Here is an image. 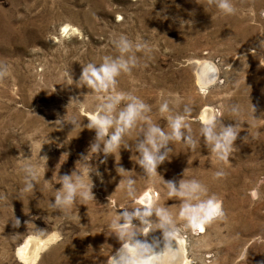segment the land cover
<instances>
[{
	"label": "rangeland",
	"instance_id": "1",
	"mask_svg": "<svg viewBox=\"0 0 264 264\" xmlns=\"http://www.w3.org/2000/svg\"><path fill=\"white\" fill-rule=\"evenodd\" d=\"M231 2L234 12L224 14L210 0H0V64L8 68L0 75V264H108L135 239L150 247L161 237L155 217L149 226L133 220L134 238L111 226L121 208L146 199L168 208L188 264H264V0ZM119 34L147 51L135 52L136 65L115 78V91L142 100L146 116L165 131L158 109L167 99L197 140L195 148L170 141L158 175L136 164L145 121L124 135L129 148L118 155L87 153L94 131L84 127L100 98L78 78L86 64L119 54L111 43ZM213 72L212 82L200 83ZM205 107L218 127L238 131L227 161L217 160L200 136ZM72 118L79 126L67 123ZM40 156L47 157L45 168ZM88 160L100 173H90L93 198L77 197L67 212L77 210L79 220L69 219L49 207L56 175L81 170ZM26 162L45 171L31 191H24ZM159 175L198 180L207 189L201 198L219 200L222 215L188 226L178 215L180 199L168 197ZM125 178L134 181L132 196L121 186ZM27 238L35 254L22 260L16 250Z\"/></svg>",
	"mask_w": 264,
	"mask_h": 264
},
{
	"label": "clouds",
	"instance_id": "2",
	"mask_svg": "<svg viewBox=\"0 0 264 264\" xmlns=\"http://www.w3.org/2000/svg\"><path fill=\"white\" fill-rule=\"evenodd\" d=\"M210 2L214 3L215 7L224 14L234 12L231 0H210ZM111 43L119 54L115 57L103 56L99 64H86L81 68L78 78L82 82L81 85L87 86L88 89L97 93L100 98V103L95 106L91 118L87 120L84 127L94 131V137L87 148V153L91 151L93 154H102L107 157L115 151L118 155L121 147L129 148V145L122 143L124 135L134 129L138 121H145L144 126L140 128L138 133V135H142V139L134 145L137 153L136 164L146 175H158L157 166L170 158L171 148L168 147L170 141H179L188 147L195 148L197 140L193 138L191 129L185 122V116L170 112L167 99L160 103L158 109L159 113L165 115L167 120L168 131H165L159 125L152 123L146 116V113L150 111L147 104L130 93L115 91V78L122 72H129L137 62L135 52L147 51V47L142 42H133L124 34L115 35L111 39ZM7 71V66L0 64V75L6 74ZM73 100L78 101L75 98ZM122 101H126V103L123 107L118 108ZM188 112H190V109L185 108L184 113ZM59 120L60 124L65 122L63 117ZM201 120V138L210 147L217 160L227 161L233 149V142L238 134L236 127L234 125L225 126L221 123L218 127L217 118L212 112L203 115ZM67 123H70L72 127L79 126L74 118ZM40 157L44 161L45 168L47 157ZM102 162L103 160H101ZM117 169L120 173L127 172L122 167H117ZM21 170L24 173V191L33 190L34 182L38 176L43 179V173L45 172L39 171L31 162L23 163ZM90 173L95 174L97 177L100 176V173L89 164L88 160L86 164L82 165L81 170L74 168L68 174L56 175L59 188L54 189L55 195L49 201V207L65 210V214L69 219L79 220L77 210L74 214L67 212V210L72 207L77 197L81 200L93 198L91 192L93 184ZM222 174V172L214 173L215 176H221ZM160 179L167 189L168 197L180 199L178 215L186 221L188 226L199 228L222 215L219 200L214 196L201 198L205 195L207 189L198 180L180 178L173 182L172 180L165 181L161 176ZM119 180L127 194L132 196L134 181L131 178ZM116 217L111 226L122 238L135 237V234L129 231L130 228L137 226L132 223L133 220L138 222V226H149L153 223L152 217L156 218L155 222L159 225L158 229L161 230L163 242L165 239L171 241L175 235L173 217L168 208L155 206L151 200L146 199L141 207L132 208L131 210L121 208L120 212H116ZM15 220L16 227H19V219L15 218ZM41 232L42 229L37 228V234ZM143 244L146 243L135 239V244H130L129 248L122 250L123 255L129 256L137 251V246ZM131 264H135V261H132Z\"/></svg>",
	"mask_w": 264,
	"mask_h": 264
},
{
	"label": "bare ground",
	"instance_id": "3",
	"mask_svg": "<svg viewBox=\"0 0 264 264\" xmlns=\"http://www.w3.org/2000/svg\"><path fill=\"white\" fill-rule=\"evenodd\" d=\"M207 65V64H206ZM209 69V68H208ZM201 72V71H200ZM202 73H199L201 75ZM200 83H210L214 80V72L210 77L199 76ZM203 84V85H204ZM211 112L209 107H205L201 113L200 117ZM34 240L25 239V241L17 247L16 255L22 260H27L33 254V248H35ZM41 245L45 244V241L38 242ZM132 243H126L113 256L108 264H131L132 261H135V264H188L184 257V247L182 246V241L172 237L171 241L165 239L162 241L160 237L152 246L143 247L137 246V251L131 253L129 256L123 255L122 250L129 248V245ZM141 250H145L143 253ZM131 252V250H130ZM115 254V253H114ZM115 258V259H114Z\"/></svg>",
	"mask_w": 264,
	"mask_h": 264
}]
</instances>
